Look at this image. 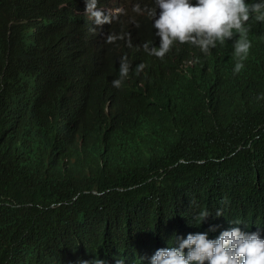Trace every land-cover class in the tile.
<instances>
[{
    "label": "trees",
    "instance_id": "1",
    "mask_svg": "<svg viewBox=\"0 0 264 264\" xmlns=\"http://www.w3.org/2000/svg\"><path fill=\"white\" fill-rule=\"evenodd\" d=\"M100 1L123 10L97 3L93 34L83 0H0V264H144L237 220L264 237V22L234 73L231 40L158 60L153 0ZM201 207L223 215L189 225Z\"/></svg>",
    "mask_w": 264,
    "mask_h": 264
},
{
    "label": "clouds",
    "instance_id": "2",
    "mask_svg": "<svg viewBox=\"0 0 264 264\" xmlns=\"http://www.w3.org/2000/svg\"><path fill=\"white\" fill-rule=\"evenodd\" d=\"M85 7L81 14L89 20L90 30L97 33L100 24L108 22V17L96 8L107 9L115 15L123 10L119 6L109 8L100 0H83ZM154 7L147 9L151 18L156 42L144 41L140 47L143 51L158 60L171 54L174 43H188L207 54L217 43L232 41V56L235 58L233 72H239L242 61L248 55L250 41L247 39L246 22L250 16L264 22V0H153ZM236 36L235 39H232ZM115 39L108 35L107 40ZM143 62L135 66L139 73L144 69ZM131 69L126 55L119 59L118 74L111 80V85L119 89L128 77ZM226 199V198H225ZM223 215V209L217 207L212 214L201 207L193 215L189 225L201 226L210 216ZM229 228L221 229L218 235L210 237L219 225L209 224L204 231L189 232L185 236L173 234L174 243L167 247L157 248L151 255L142 257L144 264H264V237L259 229L245 231L239 226V220ZM79 264H104V260L95 258L82 260ZM116 264H122L116 261Z\"/></svg>",
    "mask_w": 264,
    "mask_h": 264
}]
</instances>
